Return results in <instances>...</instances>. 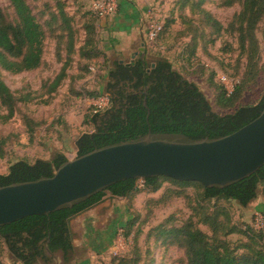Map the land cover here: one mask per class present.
<instances>
[{"label":"rangeland","instance_id":"rangeland-1","mask_svg":"<svg viewBox=\"0 0 264 264\" xmlns=\"http://www.w3.org/2000/svg\"><path fill=\"white\" fill-rule=\"evenodd\" d=\"M90 1L63 0L67 14L64 19L58 15L56 0H28L46 30L43 63L18 74L2 70L7 85L22 100L9 120L4 118L8 111L0 102V149L5 153L0 158V173H6L9 164L19 158L32 161L49 157L56 150L67 153L69 159L77 157L74 140L83 131L92 130L84 122L94 107L87 100L93 98L90 92L104 89L105 76L113 62L130 63L141 57V47L149 62L168 58L176 70L201 88L217 112L229 111L215 104L216 87L221 83L220 74L230 78L226 85L231 88V83L247 70V55L241 51L235 22L243 0H142V7L137 0H127L137 4L140 14L129 35L121 30L123 26L117 18L120 0L116 12L107 17H97ZM0 6L6 20L17 21L10 0H0ZM154 21L165 27L151 40L149 25ZM93 26L101 56L86 58L81 48L88 50L86 38ZM256 37L260 46L259 71L244 89L246 103L257 102L264 95V20L258 25ZM64 67L66 76L55 86ZM30 126L35 131L32 139ZM137 184L140 191L131 198L107 192L104 200L93 207V214L91 208L75 216L71 221L74 250L49 254V260L37 264H187L180 241L163 235L161 230L181 226L190 218L193 212L189 200L185 194L166 193L175 188L169 181H164L157 192L148 191L143 179H138ZM193 191L188 188L186 193ZM220 203L229 208L232 223L238 227H264L262 195L247 207L234 201ZM199 227L210 233L207 226ZM228 238L234 243L245 240L237 234ZM0 262L22 264L12 258L3 240Z\"/></svg>","mask_w":264,"mask_h":264},{"label":"trees","instance_id":"trees-1","mask_svg":"<svg viewBox=\"0 0 264 264\" xmlns=\"http://www.w3.org/2000/svg\"><path fill=\"white\" fill-rule=\"evenodd\" d=\"M10 2L17 16L16 22L6 20L0 6V102L7 108L6 120L15 116L22 99L7 85L2 70L18 74L40 67L46 39L45 27L33 13L28 0ZM56 2L58 15L67 19L65 3L63 0ZM263 20L264 0L242 1V9L235 22H238L240 47L247 55L248 65L231 92L221 81L216 87L215 104L222 110H229L224 114L217 112L201 88L176 70L168 58L158 57L149 62L145 57H139L130 63L113 62L107 70L104 89L90 92L93 98L106 95L108 104L98 111L93 107L91 115L85 118L84 122L90 124L92 130L77 137V156L141 137L150 130L155 133H183L194 139L217 138L255 119L264 108V95L254 103L243 102V97L244 89L258 75L260 46L256 30ZM164 27L162 24L161 32ZM89 30L86 38L88 50L81 48L82 53L86 58L100 57L94 26ZM92 34L93 38L90 37ZM65 69L54 81L55 86L66 76ZM34 132L30 126L31 139ZM4 156L0 149V158ZM68 159L60 150L54 151L49 159L30 161L19 158L10 164L7 173H0V186L52 176ZM143 180L150 192L159 191L164 181H169L175 188H169L166 193L185 194L189 200L188 205L193 212L190 218L181 226L161 230L163 235L180 241L186 251L187 264H264V229L257 228L255 224H248L247 228L238 227L232 223L229 208L220 203L234 201L247 207L260 195L264 197V166L225 188H208L198 181H180L165 176ZM137 183L138 179L123 180L72 208L50 215H31L4 225L0 227V240L4 241L12 258L22 264L49 260V254L59 251L68 254L74 250L72 219L101 203L107 192L131 198L140 191ZM188 188H193V193H186ZM199 224L207 226L210 233L201 229ZM232 234L245 240L239 239L234 243L228 238Z\"/></svg>","mask_w":264,"mask_h":264},{"label":"water","instance_id":"water-1","mask_svg":"<svg viewBox=\"0 0 264 264\" xmlns=\"http://www.w3.org/2000/svg\"><path fill=\"white\" fill-rule=\"evenodd\" d=\"M263 166L264 108L246 125L217 138L194 139L183 133L150 130L68 159L52 176L0 186V227L31 215L72 208L131 178L165 176L225 188Z\"/></svg>","mask_w":264,"mask_h":264},{"label":"built area","instance_id":"built-area-1","mask_svg":"<svg viewBox=\"0 0 264 264\" xmlns=\"http://www.w3.org/2000/svg\"><path fill=\"white\" fill-rule=\"evenodd\" d=\"M90 3H91V7H92L91 10H92V12L95 13V15L97 17H107V16L115 13L117 10V6H118V0H91ZM149 30H150L149 31V37L151 40H154V39H156V37L161 32L162 24H159V23L154 21L149 25ZM219 79L226 86V89L229 92H231L233 90L235 82H234V84L231 83L232 87L229 88V85H226L230 81V78L227 75L220 74ZM87 100L94 104V110L95 111H98V110L104 108L108 104V97L106 95L99 97V98H89ZM257 228L264 229V227L260 228L259 226Z\"/></svg>","mask_w":264,"mask_h":264},{"label":"crops","instance_id":"crops-1","mask_svg":"<svg viewBox=\"0 0 264 264\" xmlns=\"http://www.w3.org/2000/svg\"><path fill=\"white\" fill-rule=\"evenodd\" d=\"M138 1V5L140 6V7H142L141 5V3H144L142 0H137ZM120 11H119V14H118V21L120 22V24L123 26V27H121V30H125V33L127 34V35H129V31L132 29V27L134 28V26H136V23L138 22V20H139V17H140V14L138 13V11H139V9H138V6H137V4L135 3V4H133L132 2H129V1H127V0H124V1H122L121 0V5H120ZM138 10V11H137ZM120 49H122L123 50V48H120ZM83 132H85V131H83ZM82 132V133H83ZM81 134V133H80ZM79 134V135H80ZM78 135V136H79ZM77 139V138H76ZM76 139L74 140V146L76 147V144H75V142H76ZM54 152V151H53ZM64 152V151H63ZM52 155H53V153L51 154V156H49V157H39V158H44V159H49V158H51L52 157ZM66 155L68 156V154L66 153ZM37 159V158H36ZM29 160V159H28ZM35 160V159H34ZM34 160H32V161H34ZM16 161V160H15ZM31 161V160H30ZM12 162H14V161H12ZM11 162V163H12ZM10 163V164H11ZM10 164H9V166H10ZM9 166H8V168H9ZM8 172V171H7ZM6 172V173H7ZM91 214H93V208H92V210H91ZM74 220L75 219H73L72 220V222H74Z\"/></svg>","mask_w":264,"mask_h":264},{"label":"flooded vegetation","instance_id":"flooded-vegetation-1","mask_svg":"<svg viewBox=\"0 0 264 264\" xmlns=\"http://www.w3.org/2000/svg\"><path fill=\"white\" fill-rule=\"evenodd\" d=\"M143 52H145L144 50H140V53H143ZM138 54V53H137ZM137 54H135V56H137Z\"/></svg>","mask_w":264,"mask_h":264}]
</instances>
